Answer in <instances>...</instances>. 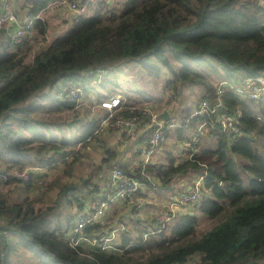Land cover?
Segmentation results:
<instances>
[{
    "label": "trees",
    "instance_id": "1",
    "mask_svg": "<svg viewBox=\"0 0 264 264\" xmlns=\"http://www.w3.org/2000/svg\"><path fill=\"white\" fill-rule=\"evenodd\" d=\"M19 1L11 6L23 17L55 0ZM101 4L38 50L47 21L37 20L23 45L12 42V28L0 29V167L6 171H0V264H15L18 248L40 264H264V90L252 98L260 84L245 82L264 76V0H124L120 9ZM147 56L168 67L173 75L166 84L175 93L197 89L179 122L163 123L166 140L174 131L173 147L163 148L165 140L159 146L163 159L138 161L133 169L105 150L85 178L76 176V163L99 140L107 113H82L60 94L63 82L74 81L81 94L97 83L95 105L119 96L124 119L149 123L140 144L156 127L150 112L128 104L101 77L108 66ZM202 102L207 108L199 113ZM223 116L232 118V127H223ZM114 166L141 183L139 199L142 186L166 189L175 177L174 182L186 178L188 186L200 180L198 199L144 240L154 218H138L131 206L108 223L98 220L81 230L88 238L116 231L112 242L118 251L73 245L70 231L84 199L95 194L103 200L116 192L106 185ZM15 169L27 170L30 179L14 178ZM194 209L207 217L208 228L200 227ZM122 217L133 223L131 229L120 227Z\"/></svg>",
    "mask_w": 264,
    "mask_h": 264
},
{
    "label": "built area",
    "instance_id": "2",
    "mask_svg": "<svg viewBox=\"0 0 264 264\" xmlns=\"http://www.w3.org/2000/svg\"><path fill=\"white\" fill-rule=\"evenodd\" d=\"M11 1L12 0H0V29L6 27L10 30V28H12V30H10L12 42L14 45H23L27 41V37L34 30L36 21L39 19L45 21V18L43 16V12L37 15L21 18L12 10ZM108 1L109 0H105V2ZM123 2L124 0H121V3H117L119 5L117 9L121 8ZM49 6L67 7L69 11L75 14V18L77 19L81 15L92 14L101 6L103 7V4H97V0H55ZM102 11L106 13L107 9ZM45 39H48L47 32L45 33ZM254 81L258 82L260 87L253 88L250 94L252 98L260 96V94L263 92L264 76L257 77L256 79L247 78L245 80L248 86H251ZM221 89V86L217 88V95L221 93ZM64 93L67 94L68 100L70 102L76 104V108L80 106L82 89L76 85L74 81L67 80L63 82L60 94L63 95ZM121 105L122 104L120 102L119 96H109L99 102L97 106L105 111L107 116L103 119L101 123L102 127L97 132L98 138L100 137L101 131L104 128H110L111 130L117 131L126 129V135L130 134L134 124L132 120L124 119L123 116L119 114ZM205 108H207V103L202 102L198 112H203ZM151 118L152 119L150 123L156 127L152 133L136 147L139 161L143 165H146L151 161V157L157 152L161 143L166 140V132L164 130L165 127L163 124L157 121L158 119L155 118V114L151 113ZM222 125L223 127H232V118L229 116H223ZM172 127V124L167 126L168 129ZM97 145L103 146L100 140L97 141ZM12 176L17 179H22L23 181H28L30 179V175L27 170L21 172L15 169L12 173ZM40 184L46 188L45 184ZM110 184L116 189V192L111 197H109L108 194L105 199L101 200L98 195L92 194L84 199L81 215L70 231L71 242L73 245L77 246L81 242H84L88 246H97L105 251H118V248H116L112 242L116 231H112L110 236L107 237L94 236L88 238L81 235V230L86 225L98 221L104 213L109 212L108 209L113 206V203L131 206L133 209L138 210L140 206V200L138 199L137 194L141 187V183L139 181L124 175L119 167L114 166L110 170L109 181L106 183V185L110 187ZM199 185L200 180H198L194 186H187V188L181 192L173 202L169 203L165 208L156 211L152 215L155 221V226L148 229L143 234V240L150 234L159 233L164 230L168 222L171 221V219L176 215L177 210H174L176 206L180 207L187 203L195 202L199 195Z\"/></svg>",
    "mask_w": 264,
    "mask_h": 264
},
{
    "label": "rangeland",
    "instance_id": "3",
    "mask_svg": "<svg viewBox=\"0 0 264 264\" xmlns=\"http://www.w3.org/2000/svg\"><path fill=\"white\" fill-rule=\"evenodd\" d=\"M19 3H22V5L25 4L23 0H20ZM114 6L115 8L119 7L117 3H115ZM57 11L59 13L61 11L62 18L67 19V21L58 23L56 19L53 18ZM43 14L44 16L52 15L53 17L51 16V18L47 22L46 32L48 39H45L44 35V40L37 44L36 50H38L42 45L47 44L53 37L65 33L72 24L71 19L69 18V12L65 7L49 6L43 11ZM154 58L152 56H147L143 58L144 60L138 59L136 61H129V63L125 64L108 66L104 70L101 78L106 82L108 89L117 90V93H119V95L122 96V98L127 101L128 104L140 105L149 108L154 111L155 115L162 112L163 110H168V113L170 115V122L176 124L181 118L182 109L193 105L194 101L192 99H194L195 94L197 93V89H195V87L193 86H188L179 88L177 93H175L171 85L166 84V81L168 79H171L173 74L163 62H160L158 59ZM200 70H202L203 72L205 69L200 68ZM210 74L214 81H216L218 76L213 73ZM100 93L101 88L97 83H93V86L91 88H86V90H84L83 95L81 96L82 100H80L81 104L79 106V109H81L82 113L86 114V112H88L85 111L86 109L89 110V113L92 111H94V113L99 112L100 108L95 104L97 101V96L100 95ZM51 118L57 119V116L51 115ZM158 119L161 120L160 118ZM105 129L107 128H104V130ZM103 134L104 133H102L100 138L102 140L110 141L109 135ZM173 134L174 131L172 130L169 133V137L167 138L166 142L162 145L163 148L172 146L171 144ZM132 147V140L130 138L122 137V145L118 150L117 157L120 158V155H122V159L126 160L132 158ZM78 148L80 147L78 146ZM159 150L162 152V155H165V151H163L162 148H159ZM95 153H93L92 156L95 159L94 164L100 162V155H96ZM89 161L86 159H82L81 161L76 163V176L85 178L86 173L93 170V166H91V163ZM0 171L6 172L2 167H0ZM176 179L177 177L173 178V182L170 183L169 186L164 190H159V188H155V186H153V188H155V190L157 189V193H169L171 190H175V187L173 186ZM72 180L76 181L77 179ZM244 186L247 189L246 183L244 184ZM51 194L53 195V192ZM148 199L149 195H147V198L143 197V199H140V203L144 202V204H142L137 214L139 213L140 215H142V218H145L148 215L147 211L145 210L149 204ZM166 206L167 203H164V206H162V208H165ZM183 207L182 209L180 207L177 212L185 210L183 209ZM152 209L153 208L149 209L150 212L153 211ZM123 210V207H120V205H118L117 203H113V206L108 209L109 212L104 213L99 218V221L108 223L109 220L112 219V216L114 217L117 213L120 212L123 213ZM71 212L75 213L76 211L73 210ZM191 213L197 216L199 223L201 221V228H208V225L210 223L208 224L206 216L195 209L192 210ZM121 221L124 225H120V227H123L125 225H127L129 229L133 227V223H131V221L127 217H122ZM13 261L15 264H40L35 256L32 255L30 251L24 248H18V251L14 254Z\"/></svg>",
    "mask_w": 264,
    "mask_h": 264
},
{
    "label": "crops",
    "instance_id": "4",
    "mask_svg": "<svg viewBox=\"0 0 264 264\" xmlns=\"http://www.w3.org/2000/svg\"><path fill=\"white\" fill-rule=\"evenodd\" d=\"M108 3L112 4V5L115 3L119 4V3H121V0H109ZM97 4L101 5V0H97ZM61 7H64V6H61ZM65 8L68 10L67 7H65ZM68 12H69V18L71 19V23H72L75 19V14L69 10H68ZM43 16H44V14H43ZM51 16H44L45 21L48 22V20L51 18ZM25 17L26 16H23L21 18H25ZM53 18H55L58 23L63 22V21H67V19L62 18L61 11H60V13L57 11ZM147 110H148V112H150V114L151 113L154 114V111H152L151 109L147 108ZM166 111H168V110H166ZM102 112L103 111L101 109H99V112H97V113L102 114ZM157 121L162 123V124L164 123V121L159 120V119ZM148 127H149V123H147V121H139L138 123L134 124V126L132 127L131 132H130V134H131L130 139L132 140V145H133L132 152L136 149L137 145L139 144V141H141L142 138L145 137L144 133L147 131ZM122 130L117 131V130H111L110 128H107L105 130L103 129L101 131L100 136L102 135V133H104L103 135H105V134L109 135L110 141L109 140H102L99 137L98 139L102 142L103 146H98L97 142L89 144L87 146V148L85 149L84 159H86L88 161L91 160L89 162L91 164H93V163H95V161H94L95 159H94V157H92L93 153L96 152L95 153L96 155L99 154L100 160H101L102 158L105 157L104 151L109 150L110 152L115 153L116 161H119L123 164L127 163V164H129V167H132V169H133L136 166L137 162L139 161V157L135 156L134 152L132 154V158L127 159V160L122 159V157H121L122 155H120V158L117 157L118 150L121 148V145H122V137H124ZM162 150L164 151L163 148H162ZM163 156L164 155H162V152L158 149L157 152L151 157V161L154 162L155 160H159V159L161 160L164 158ZM111 164H113V163H110V165ZM57 173H58V171L52 172V174H57ZM188 183L189 182H187L186 178L178 179L173 186V187H175V190H171L169 193H162V192L157 193L154 190H150V189L146 188L145 186H142V190L140 193V194H142V197L144 196L145 198H147V195H149V199H148L149 204L146 203V204H148V207L145 209L148 213L147 216H152L156 211L161 210L162 206H164V203H167V205H168L169 203L173 202L174 199H176L177 196L187 188V186L189 185ZM162 190H164V189L162 188ZM142 197H141V199H143ZM142 204H144V202L140 203L138 211H139L140 207L142 206ZM118 205H120V207H123V208L125 207L123 212H125V211L127 212L128 208L126 209V207H128V206H125V205L119 204V203H118ZM180 207L182 209L183 206H180ZM180 207L176 206L174 208V210H179ZM150 208H153L152 209L153 211L150 212V210H149ZM136 216L138 218L142 219V215H140L139 213L136 214Z\"/></svg>",
    "mask_w": 264,
    "mask_h": 264
},
{
    "label": "water",
    "instance_id": "5",
    "mask_svg": "<svg viewBox=\"0 0 264 264\" xmlns=\"http://www.w3.org/2000/svg\"><path fill=\"white\" fill-rule=\"evenodd\" d=\"M155 118L158 119L160 118L162 121H168L170 118V115L168 113V111L163 110L162 112L158 113L157 115H155Z\"/></svg>",
    "mask_w": 264,
    "mask_h": 264
}]
</instances>
